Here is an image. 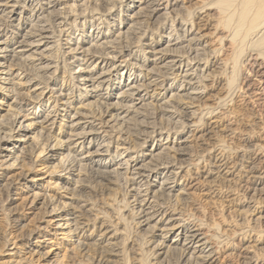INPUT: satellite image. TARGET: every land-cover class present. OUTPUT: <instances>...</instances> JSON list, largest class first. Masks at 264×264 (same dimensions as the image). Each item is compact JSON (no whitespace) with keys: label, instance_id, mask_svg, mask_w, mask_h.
<instances>
[{"label":"bare ground","instance_id":"1","mask_svg":"<svg viewBox=\"0 0 264 264\" xmlns=\"http://www.w3.org/2000/svg\"><path fill=\"white\" fill-rule=\"evenodd\" d=\"M63 1L67 0H47V6H44L41 0H0V53H4L1 56L3 58L0 59V83L13 84V88L6 86L3 89L14 93L22 85L24 86L25 83L19 82L21 75L25 73L27 76L28 68H31L35 72V81L39 80L33 91L35 90L36 93L40 90L35 96H31L32 98L28 99L22 96L19 98L20 100L17 99L19 100L16 101L18 106L25 110L22 117L19 112H10V116L0 114V192H12L14 189V182L6 177V170L17 167L25 159L27 160L29 156L25 154L27 152L24 151V148H29L28 150L34 154L38 153V156L51 149V151L53 150L52 154H46L43 159L53 160L58 152L55 150L56 147L64 146L63 156L59 163L68 176L78 177L75 187L86 188L88 185L86 186L85 183L89 176L111 183L119 181V179L124 180L125 183H122L125 184L127 193L134 192L133 199L137 201L136 204L139 207L135 212L136 216L134 217L133 214L134 218L131 216L133 218L131 219L142 228L141 231L145 230L142 236L146 241L143 246L147 254L142 257L148 260L149 264H154L153 260L160 259L162 256V260H168L171 251L176 249L182 251L184 264H215L220 259L219 252L222 247L232 250L237 245L233 240H230L231 238L246 240L247 235L250 234L248 231L253 230L252 226H248L249 223L253 221L257 227L264 222V145L257 142L260 139L259 134L260 137H264V124L258 127L259 130H254L258 131L257 135L255 132L239 134L240 139L244 142V145L241 143L242 145L236 147L235 150L239 154V161H229L231 157L227 155L229 151L227 152L224 145L218 144L216 149L213 148L216 151V173L223 174L227 182L238 185L241 191L235 197L241 207V211H239L240 225L231 223L228 237H225V234L212 233L211 229L214 230L216 227L213 226L210 229L199 218L197 221L196 218H192V215L181 216V214L178 218L179 216H174L176 213L172 211L173 209L169 210L170 206L167 209L168 205L165 199L170 198L173 191L179 188L181 194L189 195V189L198 184L191 182V186L187 187L188 184L185 181L191 170L202 161H196L197 157L192 159L194 162L185 165L183 158L182 160L177 159L175 154L181 152L182 148H176L175 154H172L170 151L175 150L176 143L172 141L171 137L174 133L181 139L186 133L191 132L192 134L190 133L188 137H194L196 141L203 140L202 137L205 135L204 130L206 129L202 128V120L211 118L212 115L220 112L221 116L225 115V112L221 111V107L226 105L229 99L233 100V97H236L241 104H264V0H128L124 7L130 12L129 15L127 18L117 20L115 24L109 22L107 17L114 15L113 9L117 6L116 0H90L91 5L83 4L80 12L83 15L82 19H88L85 16V11H90L91 15L89 16L95 19L92 33L87 34L83 31V35L79 37V40H83V44L86 43V47H81L83 59H79L85 64L83 73L72 76L73 80L79 81L78 86L76 85L78 88H81L82 85L84 96H82V92L77 96L73 89H69L70 92L65 96L76 100L92 97L96 98L95 103L104 102L101 100L105 96L111 98L109 102H105V107L99 106L96 110H93L95 107L92 109L94 117L100 120L99 127L101 128L115 122V128L120 129L124 136L137 135L139 141L135 142L137 145L134 144L135 147L140 146L141 149H137L141 152H135L136 155L129 154L130 148L124 139L120 143V146H123L121 149L124 150L120 152L118 145L115 154H112L110 151L111 140L108 141L104 137L105 135L101 136L99 131H79L76 123H72L68 127L71 129L65 140L56 137L54 141L51 140L48 143L53 131L50 126L54 124L57 111L49 110L41 105V100L44 89L50 88L51 83L56 79L58 70L62 68L58 63L60 60L56 59L58 55H56L55 46L64 36L71 35L68 32L70 27L67 26L77 24L79 18L74 17V12L77 11L74 3L68 5L64 16L58 12L57 6ZM87 2L89 3L88 0ZM29 3H31L30 7H27ZM20 7L22 9L19 12ZM45 12L46 15H44ZM80 13L78 14L80 15ZM17 14H20L19 19L15 17ZM148 20H154L158 24L156 29L160 30V35L155 36V34L148 33L145 26ZM63 22L64 28L61 26ZM28 25L30 29H27L22 35L14 31V29H19L20 33ZM58 26L61 28L56 30L55 27ZM165 32L168 33L167 43L160 45ZM135 39H138V44ZM183 42L187 43L186 47L181 45ZM38 52L41 53V57L36 56ZM1 60L10 61V63L4 66L5 63H2ZM63 67L66 68L65 65ZM243 68L245 71L242 77ZM120 70L122 76L116 84L115 74ZM15 71L17 73L14 75ZM240 75L245 83L243 88L239 87L237 83L239 79L241 80ZM179 78L182 79L180 83L177 82ZM195 78H198L199 81H194ZM15 79L19 81L15 82ZM42 84L43 87H39ZM215 86H219L221 92L213 100L215 106L204 104L202 100L206 99L208 91ZM157 90L160 92L158 93ZM156 91L158 95H156ZM168 92L171 93V101L168 104L167 100L159 103L160 108L164 106L162 109L165 112L172 113V110L177 107L175 104L182 97H188L191 105L198 102V108L184 114L185 117L180 114L181 112L179 113L180 110L177 108L173 113L182 115V118H186L188 122L184 120L185 122L183 121L177 129L175 127V131H171L172 133L156 131L154 128H149L150 131L147 133L144 118L145 116L147 118L149 114L151 116V113H147L148 110H152L149 109L150 104L154 100L161 102ZM16 94H19L16 97L21 95L20 91ZM92 102L90 104H93ZM169 107H173L172 110ZM30 116H33V119L27 126L21 122V118L24 117L28 120ZM149 122L151 121L149 120ZM32 125H34L35 132L31 128ZM88 125L94 124L88 122ZM155 126L153 125V127ZM103 131L106 132V130ZM230 131L232 135L236 134L235 129L231 128ZM31 132L34 137L30 135L26 140L19 138L27 136ZM188 137L184 138V142L181 141L179 144L178 141L177 144L181 147L183 143L189 142ZM117 139L119 138L117 137ZM168 142L175 144L173 146L165 144ZM151 144L152 148L147 150L146 147H150ZM22 145L25 146L21 148ZM19 150H21V154H18ZM126 152L127 157L123 158L122 155ZM146 156L148 161L138 166L136 164L138 158ZM33 162L35 163V161ZM115 165L116 167H114ZM208 177L211 178L210 175ZM89 185L91 186L90 183ZM123 189L125 190V188ZM78 191L82 192L81 189ZM151 194L163 202L152 204L148 199ZM119 202L116 203L119 204ZM121 202L124 203V201ZM82 207L85 206L81 205ZM90 210V208H85L81 211L79 207L74 210L75 212H71V210L63 217L69 223L70 231L83 239L82 242H79L81 251L88 253L95 248L99 250L98 252L120 257L122 251L120 240L123 238L119 235L124 230L128 231L127 227L131 225L126 220L128 225L126 224L119 231L118 228L115 229V225L114 228L113 224H109L107 218H101L98 221V217H101L99 212V214L90 213L91 215L87 218L86 212L88 213ZM72 214L74 215L73 218H70L72 220H67V216H72ZM257 214L258 216H256ZM94 218H98V223ZM122 220H125L124 216H118V221L123 222ZM119 222L115 224L117 225ZM127 236L129 237L128 234ZM255 239L256 242L261 243L259 249H264V227L262 231L256 232ZM233 245L235 246L233 247ZM252 246L250 241L244 242L239 248L240 251H231L226 255L230 261L231 255L238 253L237 255L243 259L241 264H264V256L258 253L259 251L252 249ZM235 257L237 256L235 255ZM145 260L141 263H148ZM110 262L109 258L102 257L97 264H109Z\"/></svg>","mask_w":264,"mask_h":264},{"label":"rangeland","instance_id":"2","mask_svg":"<svg viewBox=\"0 0 264 264\" xmlns=\"http://www.w3.org/2000/svg\"><path fill=\"white\" fill-rule=\"evenodd\" d=\"M41 1L44 3L43 4L44 6H47L46 4L47 0H41ZM88 1L89 3L87 2V0H76V1L67 0V1H63V3L57 6L58 12H60V14L64 16L65 12H67L68 5L74 3L78 11V12L77 11L74 12L75 13L74 17L75 18L79 17V18L77 19L78 21L76 22L77 24L74 23L73 26H71V24L70 26L69 25L67 26V27H70L68 32L71 33V35H67V37L64 36L63 39L59 40V43H58L59 46L58 45L55 46L56 53H57L56 55H58L56 59L60 60L58 61V63L60 66H62V68L58 70V73L55 76L56 79L53 83H51L50 88L44 89V94L42 96L43 98L41 100V105H44L49 110L51 109L53 111L54 110L57 111V114L55 115L54 124L50 126V128H52L53 131L50 134L51 137L48 143H50L51 140L54 141L56 137L65 140L66 135L70 133V129H71L68 127L72 123H76L78 124L77 127L79 131H91V130L96 131V132L99 131L101 136L105 135L104 137L108 139V141L111 140L112 146H111L110 151L112 152V154L113 153L115 154V151L117 150L118 145L120 147L119 149L120 152L124 150V149H121L123 146L122 145L120 146L121 141L124 139L126 142H128V144L126 145L130 148L129 154L136 155L137 153L135 152H141L140 150H138V149H141L139 148L140 146L135 147V144L137 145V143L135 142L139 141L137 139L138 138L137 135L133 134V135L124 136L120 129L115 128L116 127L115 122H111L109 123L110 124L109 126L107 127L104 126L101 128L99 127L100 120L94 117L93 110L98 109L99 106L105 107V102L106 101L109 102L111 98H108L107 96H105L106 98L104 97L101 100L104 102L95 103L96 98H92V97L91 98L85 97L83 99L76 100L72 98L69 99L65 96L70 92L71 89H73V91L76 93L77 96L80 95L81 92L83 94L82 96H84V93H83L84 90H83L82 85H81V88H78L77 86L79 84V81L73 80L72 76L78 75L79 73H83L85 64L79 61V59H83V53H82L83 49H81V47H86V43L83 44L82 42L83 40H79V37L83 35V31L87 34L92 33L91 32V30H93L92 25H93V21H95L94 18L89 16L91 15L89 13L90 11L84 12L85 16L88 17V19L86 18V20H84L81 17L83 16L82 13H80L83 8V4L85 5L86 3L87 5L89 4L91 5L90 0ZM127 2L128 0H120V1L116 0L115 1V3H117V6H115V8L113 9L114 15L112 17L110 16L107 17L109 22H113L115 24V22L117 23V20H122L124 18H127V15H129L130 13L124 7V4H126ZM30 4L31 3H29L27 7H30ZM21 9L22 7L19 8V12ZM97 11L99 12V10ZM78 13H80V15ZM46 14L47 13L45 12L44 15ZM19 15L20 14L15 15V17L19 19ZM151 21L148 20L146 21V24H145V26L147 27L149 31L148 33H150V35L155 34V36L160 35L161 33L160 30L157 31L156 29L158 28V24H156L154 20H151ZM64 22L61 25L63 28L65 27L63 26ZM103 24L106 25V23H103ZM118 25H120L119 22H118ZM61 26L55 27V29L56 30L57 28L60 29ZM11 29H14V28H11ZM27 29H30L29 25L26 26L24 29H22L20 33L18 32L19 29H14V31L22 35L23 33L27 31ZM149 29H151L154 33L150 31ZM167 31L169 30L167 29ZM6 36L7 35L5 34V37ZM167 36H168V33L165 32L161 38L160 45H164L165 43H167ZM135 41L138 44V39H135ZM183 43L181 45L186 47L187 43L186 42L184 44ZM3 54L0 53V59L3 58L1 57L3 56ZM36 56L41 57V53L38 52ZM1 61L2 63H5L4 66L10 63V61H6V62H4V60H1ZM64 65L66 68L63 67ZM65 70H68V71L65 72ZM242 71L243 72H241V75L243 77L244 76L243 73L245 69L243 68ZM121 72L122 71L120 70L115 74L116 84H117V81L120 80L121 78L120 76H122ZM16 73L17 71H15L14 75ZM241 75L239 78H241ZM25 76H26L25 73L21 75V79H20L21 81L15 79V82L19 81L25 84L24 86L22 85V87L17 89L16 92L14 91V93L13 92L9 93L10 91L3 89L6 86L11 87L13 84H10L8 82H6V84L0 83V114L2 115L8 114L10 116L11 114L10 112H15V113L19 112L21 113L20 115L22 117V115L25 113V110L23 107L22 108L19 107L16 101H19L20 100L19 98H22V96L27 97L28 99L32 98L31 96H35L40 91L38 90L36 93L34 92L35 90L33 91V89L35 88L34 86L35 85L37 86V84L39 83V80L37 79V81H35L34 79L36 77L35 72L31 70V68H28V75L26 77ZM196 80H198V78H195L194 81ZM177 82L178 83L182 82V79L180 78L177 79ZM237 83H238V86L241 88H243L245 84L244 80L242 81V78L241 80L239 79ZM39 87H43V84ZM11 88H13V86ZM60 88H62L61 89L62 91L60 90ZM19 91L21 95L20 97H16V95L19 96V94H16ZM157 91L158 93L160 92V90H157ZM157 91H156V95H158ZM208 92L209 93H207L205 97L206 99H203L202 101L204 104H208L212 106L214 104L213 100L216 99V97H218L221 94L219 90V86L213 87ZM170 95L171 93L168 92L166 97H164V99L161 102H158V100H154L150 104L149 109H152V110H148L147 113L148 114L151 113V116L149 114L147 115V118L146 116L144 118L146 120V123L144 122L145 123L144 125L146 126L145 129L147 130L146 131L147 133L152 128L156 129V131L161 130L163 132L165 131L173 132L175 131V127L177 129V127L181 125L184 120L188 122L186 118L185 119L182 118L184 114L189 113L195 110L196 108H198L197 106L198 102L191 105L188 97H182L179 99V102H178L179 104L178 103L175 104L177 106L175 108L176 109L178 108L180 110L179 113L181 112L180 114H182L183 116L174 114L173 112L176 109L172 110L173 107H169V109L172 110V113H167L162 109L164 106L160 108L161 106L159 105L163 103V101H166V100L168 101L167 102L168 104L171 101ZM91 101H93L92 102L93 104H90ZM226 105H224L225 107L224 106L221 107L222 108L221 111L225 112V115L221 116V112H220L215 115H212L211 118L209 117V118H205L202 120L201 122L203 124L202 128L203 130L206 129L204 130L205 135L202 137L203 140L201 139V141H196L194 140V137H188L190 136L189 134L191 132L186 133L183 137H181V139L179 138V136L173 133L172 134L173 136L171 137V139L176 144L173 142L165 143L167 145L170 144V146H173V144H175V150L170 151L172 154H175L176 148L178 149L182 148L180 150L181 152H178L175 155L177 156V159L179 158L182 160L183 158L184 159L183 162L185 163V165H188L189 163L194 162L193 160L197 157L199 159L198 158L195 159L196 161L202 160L199 164L195 166V168L197 167V169L193 168L191 170L190 172L191 174L189 173V177L186 180L187 182L185 181V183L188 184L187 187L191 186L190 185L191 182L198 183L196 184V186H193V188L189 189L190 194L189 195H186L183 193L181 194V189L177 188L175 191L172 192L173 195L170 196V198L168 197L165 199V202L168 205L167 209L170 206L169 210L173 209L172 211H175L176 214L174 216H177V217L179 216L178 218H180L179 214H181V216L183 215L191 216L192 215V218L194 219L196 218L197 221H199V219L203 220V222H205V224L208 227H210V229L213 228V226L216 227L214 228V230L211 229L212 233L216 232V234L218 233V235L225 234V237H228L230 234L229 225H231V223H235L237 225L240 223V218H239L240 212L239 211H241V207L239 203L236 201L235 197H237V194H240L241 191L238 185L227 182V179H225L226 177L223 174L216 173V170H217L216 162H215L216 161V157H215L216 151L214 150L217 148L218 144H222L224 145L225 148H227L226 149L227 152L229 151V153L227 154L231 157L229 159V156H228L229 161L230 162H232L231 160L239 161L240 160L239 154H237L235 150L237 149L236 147L241 146L242 144L244 145V142H242L243 140L240 139L239 134H244L246 132H255V134L257 135L258 131L256 132L254 130H259L258 127L264 124L263 122L264 104H259L260 106L258 105V103L241 104V102L238 101L236 97H233V100L229 99V102L227 101ZM94 107L95 109H93ZM156 109H157V112H155ZM153 114L155 117L153 116ZM155 114L158 116L156 117ZM173 114L175 115V117ZM260 117L262 120L260 119ZM32 119H33V116H30L28 120H26L23 117L21 118V122L27 126V124L30 123ZM177 119L178 120L181 119V120L178 122ZM149 120L152 123L149 122ZM88 122L93 123L94 125H88ZM152 124L156 126L153 127ZM159 127H161L162 129ZM31 128L35 132L34 125H32ZM231 128H233V130L235 129L236 131L235 135L234 134L232 135L230 133ZM103 130H106V132ZM32 132L29 133V135L27 136H23L19 138H21L22 140L23 139L26 140L30 135L34 137V134ZM258 136L260 139H258L257 142L258 143L261 142L260 144L264 145V137L263 138L260 137L261 136L260 134ZM117 137L119 139H117ZM125 137H128V138H125ZM186 137H188L187 139L190 141L183 143L180 147L177 144V142L179 141L178 142L179 144L181 143V141L184 142V138ZM23 146L25 145H22L21 148H23ZM152 146L153 145L151 144L150 147L147 146L146 149L150 150ZM213 148L215 149L213 150ZM14 149H17V148H14ZM28 149L29 148H24V151L27 152L25 154L29 156L27 157V160L25 159V161L19 164L17 167L8 168V170H6V177L14 182V189L12 190V192L10 191L11 193L10 192H0L1 193L0 194V264H97L98 260H100V258L102 257L104 259L109 258L111 261L109 264H130V261H132L131 264H142L141 262L145 260L142 256H145V254H147L145 247L143 246L145 245L146 241H145L144 236H142V234L145 233L144 232L145 230L141 231L142 228H140V226L138 224H135V222L132 220L136 216L135 212L137 211L139 206L136 204L137 201L133 199L134 192H129L130 194L127 193V189L124 184L125 181L119 179V181H114L113 183H111L104 179L100 180V178H98L99 179L98 180V179L90 178L88 176L87 177L88 183L87 182L85 183L86 186L88 185L86 188L78 187V186L75 187L76 179L78 177L73 176V175L68 176V174L65 171H63V166L61 165V163H59L60 158L63 156L62 152H64V146L56 147L55 150L58 151L57 152L58 155L55 152L56 156L53 160L43 159V157L46 154H49V155L52 154L53 150L51 151V149H48L47 151L42 153L40 156H38L39 155L38 153L34 154L30 152ZM18 154H21V150L18 151ZM126 155H127V152L122 155L123 158L127 157ZM204 156L205 158L203 159ZM147 158H148L147 156L144 158L143 157L138 158V162L136 164L140 166L142 163L148 161ZM33 161H35V163ZM210 165L212 166L215 165V166L212 167ZM114 167H116V165ZM212 173L214 174L211 175ZM208 175H210L211 178H209ZM72 177L74 178L72 179ZM212 178L213 180H211ZM91 180H93L94 182ZM206 182L207 183L209 182L208 183L209 185L213 184V186L212 187L211 185L209 186ZM89 183L91 184V186L89 185ZM77 188L81 189L82 192H79ZM123 188H125V190ZM153 188L158 189L157 187H153ZM152 194H151V197H148L149 201L152 202V204L162 201L161 199L155 196H152ZM119 201L120 202L124 201V203L121 202L123 203L121 204ZM116 202L117 203L119 202V204H117ZM76 205L78 206V208ZM81 205H84L85 207H82L83 208L82 209ZM128 205L132 209L129 208ZM79 207L81 211L84 210L85 208L87 209L90 208L92 210V211L90 210V212L88 211V213L86 212L87 218L92 213L97 214L99 212L100 214L99 213L98 214L101 217H98L99 219L94 218L96 220L95 222L98 223V221L101 218L102 219L107 218V221H109V224L111 225L113 224V227L115 225L116 228L115 227L114 228L115 229L118 228L119 231H121V229H123L126 224L128 225V222H129L131 226L129 225L130 227H127L128 231L124 230L119 235V237L123 238V239L120 238L122 239L120 240V244H121L120 247L122 250L120 257L98 252L99 250L95 248L90 250L88 253H86L85 251H81V247H80L81 244L79 242L80 241L82 242L83 239H80L78 236L75 235L74 232L70 231L69 223L66 222V219L63 218L65 217L64 215H66L68 212H70L71 210H72L71 212H73L75 209L76 210L79 209ZM124 207H128V208H124ZM134 208L135 210H133ZM120 211L122 214L120 213ZM133 214H134V217L132 216ZM59 215H63V216H59ZM120 215L121 216L123 215L125 218V220H122L123 222L118 221V216L120 217ZM256 216H258V214ZM73 217H74L73 214L72 216L71 215L67 216V220ZM113 220H116V221L113 222ZM117 222H119V224L116 225L115 223ZM131 223L134 225H132ZM217 223L219 227L216 226ZM133 226L135 228H132ZM248 226L249 227L252 226V229L254 231L253 230H252L253 232L250 230L248 231V233L250 232V234L247 235L246 240H236V239L234 240L231 238L230 240H233V242L237 244L236 246L233 245V247L235 246L234 247L235 250L234 249L227 250L224 247H222L221 251L219 252L220 261L218 260L215 264H241L243 259L241 256L237 255L238 253L231 255L230 261L226 254L231 253V251L232 252L240 251L239 249L240 246L244 242H247V241H250V244L253 245L252 249L259 251L258 253L264 256V249H261V248L259 249V247H261V243H259V241L256 242V239H255L256 232L263 230L264 222H262L261 225H257L256 227L252 221L249 223ZM257 228L258 230H256ZM126 233L129 235V237L127 236ZM157 233H159V231H157ZM156 238H159V237H156ZM140 242L141 243L143 242V243L141 244ZM235 255L238 258L235 257ZM162 258L163 256L160 259L153 260L154 264H184L182 262V251L178 249L171 251L168 257V260L165 261V260H162ZM139 260H142V261H139ZM145 261H148V260H145ZM145 263L149 264V261L148 263L147 262Z\"/></svg>","mask_w":264,"mask_h":264}]
</instances>
